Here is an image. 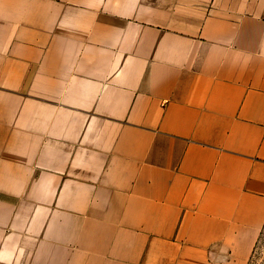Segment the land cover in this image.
Returning <instances> with one entry per match:
<instances>
[{
	"label": "crops",
	"instance_id": "obj_1",
	"mask_svg": "<svg viewBox=\"0 0 264 264\" xmlns=\"http://www.w3.org/2000/svg\"><path fill=\"white\" fill-rule=\"evenodd\" d=\"M264 227V0H0V264H248Z\"/></svg>",
	"mask_w": 264,
	"mask_h": 264
},
{
	"label": "rangeland",
	"instance_id": "obj_2",
	"mask_svg": "<svg viewBox=\"0 0 264 264\" xmlns=\"http://www.w3.org/2000/svg\"><path fill=\"white\" fill-rule=\"evenodd\" d=\"M248 264H264V227L256 242Z\"/></svg>",
	"mask_w": 264,
	"mask_h": 264
}]
</instances>
